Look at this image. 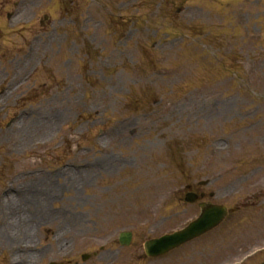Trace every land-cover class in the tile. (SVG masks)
<instances>
[{
    "label": "rangeland",
    "instance_id": "rangeland-1",
    "mask_svg": "<svg viewBox=\"0 0 264 264\" xmlns=\"http://www.w3.org/2000/svg\"><path fill=\"white\" fill-rule=\"evenodd\" d=\"M124 2L0 0L3 33L29 22L0 40V264L260 263L264 100L242 82L264 94V0ZM206 178L198 192L245 208L141 262Z\"/></svg>",
    "mask_w": 264,
    "mask_h": 264
},
{
    "label": "water",
    "instance_id": "water-1",
    "mask_svg": "<svg viewBox=\"0 0 264 264\" xmlns=\"http://www.w3.org/2000/svg\"><path fill=\"white\" fill-rule=\"evenodd\" d=\"M217 221L218 220H215V219L213 221V217H210V218L208 217L206 219V221L204 220L203 222H200L199 223V225L200 224L201 225L199 226L198 231L202 229V225H203V227H207L209 225H214ZM207 228H209V227H207ZM186 236H188V233L183 234V235H181V234H175L173 236L166 237V238L162 239L161 242H163L164 244H162V243H153V246L152 247L158 248V250H161V248H164L167 245H170L169 247H171V246L177 244V241H178L179 238H183V237H186ZM186 238H184V239H186ZM160 246H163V247H160Z\"/></svg>",
    "mask_w": 264,
    "mask_h": 264
}]
</instances>
